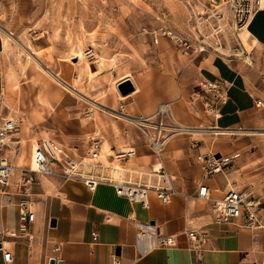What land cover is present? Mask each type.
Returning a JSON list of instances; mask_svg holds the SVG:
<instances>
[{
    "label": "crops",
    "instance_id": "0c3cea01",
    "mask_svg": "<svg viewBox=\"0 0 264 264\" xmlns=\"http://www.w3.org/2000/svg\"><path fill=\"white\" fill-rule=\"evenodd\" d=\"M245 30L246 39L251 44L250 50L247 52L242 48V53H239L241 56L235 58L220 57L222 64H219V69L216 68L215 75L225 80L220 82L221 87L228 90V99H219L222 101L220 105L214 104V98L209 93L194 91L188 86L177 87L176 76L171 74L167 59L164 61L163 73L169 86L155 102H167L169 110L163 121L175 124L180 131H170L163 138L158 159L149 146V151L145 148L146 143L144 137H139L140 133L110 138L113 154L120 150L117 146L121 144L133 148L134 154L131 156L134 158L137 150V165L143 170H150L156 160L161 162L174 192L168 200L161 201L153 194L149 196V206L143 208L117 196L110 183L100 182L93 190H89L80 180L62 176L58 168L48 175L36 174L26 195L19 191L15 182L7 186L0 185V264H49L50 260H54V264L259 262L264 250L262 196L238 187L234 170L226 169L207 175L201 161V157L210 155L218 158L239 153L240 156L255 143V137L251 134L254 132L241 130H258L260 128L256 125L264 120V105L257 107L254 104L256 99L264 104V0ZM164 57H167L165 53ZM137 68L133 66V61L122 63L119 67H109L105 72L108 81L104 87L107 88L115 79L119 81L129 70L138 78L141 88L146 77L138 76ZM210 70L206 71L210 73ZM134 84L133 90L121 97L117 104L123 113L138 117L143 116V113L134 103L140 102L143 97L139 93V86ZM234 85L236 89L233 90L231 86ZM1 90L0 73V119H3L7 111L1 103ZM114 101L115 97L107 94L106 102L111 108ZM210 101L212 103L208 106ZM114 123L121 126L117 120ZM126 129L137 133L131 127ZM212 129L224 131L217 134ZM228 132H246L248 135H229ZM97 141L99 151L101 144ZM20 147L19 140L8 139L6 156L12 166L11 152L14 154ZM25 147L26 144L22 145V148ZM74 149L77 151L78 148ZM141 152L145 154L144 158H141ZM97 167L92 170L95 175L100 172L108 176L111 172L101 164ZM136 178L141 183H155L154 175ZM200 185H205L213 198H220L231 189H244L249 196L259 198L262 208L257 210L256 215L261 226H246L240 218L214 223L210 203L196 198ZM22 200L34 214L33 221L27 224L24 233L20 231L19 220ZM186 229L205 232L207 239L200 250L189 248L184 233ZM92 232L98 235L94 242L90 236ZM158 234L173 235L175 244L166 247L157 245ZM4 250L11 255L8 262L3 260Z\"/></svg>",
    "mask_w": 264,
    "mask_h": 264
},
{
    "label": "rangeland",
    "instance_id": "374dc122",
    "mask_svg": "<svg viewBox=\"0 0 264 264\" xmlns=\"http://www.w3.org/2000/svg\"><path fill=\"white\" fill-rule=\"evenodd\" d=\"M220 1L216 0L218 3ZM51 4L59 6L50 10ZM223 4L221 8H216L208 0H0L1 103L7 111L4 117L16 123V129L8 139L19 140L21 146L14 154L11 152L14 169L8 185L17 182L20 168L29 166L33 139L37 143L41 139H51L79 158H87V146L91 140L98 139L101 145L107 140L110 147V138L140 133L139 137H144L148 150L150 138L146 135L153 136L155 129H146L144 125L140 127L139 122L131 123L119 117L123 111L118 107L121 96L114 85L118 79L105 88L104 84L108 81L106 70L133 61V66L138 67V76L146 77L143 86L140 88L138 78L129 70L124 75L131 77L139 86L143 99L134 105L142 111L143 116L126 115L158 122L161 115L155 112L159 105L167 103L155 102L169 86L163 73L166 59L171 74L176 76L177 87L188 86L200 92L199 85L203 80L225 82L215 75L219 64H222L220 57L235 58L241 56L242 48L247 52L250 50V41L243 32L245 29L239 33L230 31L229 7ZM253 5L257 4L254 2ZM216 11L222 16L224 14L225 18V21L222 20L225 27L217 35L213 30L217 21L212 16ZM7 33H11V36ZM215 40L219 41L218 45L214 44ZM202 46L203 50L200 49ZM30 49L38 54V61L42 65L61 75L75 92L62 86L64 103L58 107L51 100L39 110L40 116L36 122L30 119V107L37 98L35 90L39 83L29 59ZM77 50L81 51L79 57L74 56ZM68 67L72 69L69 71ZM207 69H211V72L208 73ZM221 91L223 99L227 100L228 90L221 87ZM77 93L86 96L89 101ZM107 94L115 97L112 108L106 102ZM221 102L214 98V104L220 105ZM110 110L118 113H109ZM214 113L218 115V112ZM114 120L121 122V126L116 125ZM262 121L256 125L257 128H264ZM129 127L137 133L126 129ZM142 128L146 129L145 134L141 132ZM168 133L167 130L161 131V136L165 137ZM228 133L248 135L246 132ZM251 134L255 137V143L233 158V168L228 170H234L238 187L262 196L264 203V134ZM25 144L26 147L22 148ZM125 147L129 148L130 145ZM74 148H78V152L87 149L78 153ZM106 153L103 150L99 152V161L108 166L106 168L111 171L108 176L134 181L138 174L131 168L139 169L142 176H149L146 174L148 169L143 170L137 165V150L136 158L131 155L115 157L122 153L120 150L114 154ZM142 157L145 154L141 152ZM116 161L124 169L121 174L110 168Z\"/></svg>",
    "mask_w": 264,
    "mask_h": 264
},
{
    "label": "built area",
    "instance_id": "2783aa9c",
    "mask_svg": "<svg viewBox=\"0 0 264 264\" xmlns=\"http://www.w3.org/2000/svg\"><path fill=\"white\" fill-rule=\"evenodd\" d=\"M214 7H220L221 5H228L229 9V29L232 33H239L243 31L255 10L258 8L259 0H221L219 3L216 0H208ZM254 2L257 4L254 6ZM221 11V9H220ZM223 14V13H222ZM213 17L216 19L215 32L218 34L222 32V20L225 21L223 16L219 12H213ZM238 35V34H237ZM236 35V36H237ZM219 41L215 40L214 44L218 45ZM201 49V48H200ZM203 50V46L202 49ZM216 51V50H215ZM120 82V81H118ZM200 91L203 93L211 94V97L217 99H223L221 86L218 81L215 80H203L200 83ZM207 101V99H203ZM224 100V99H223ZM212 102H209L211 104ZM255 106H263V102L260 99L254 101ZM163 105V107H161ZM168 104L163 103L158 106L155 114H160L161 117L158 122L154 123L146 118L140 119V127L142 125L145 128H154L156 133L153 136L146 135L150 138L148 144L149 149L153 155L157 158L162 149L163 136L161 131H180L177 126H170L164 123L163 117L168 113ZM114 113H118L115 112ZM121 115V113H119ZM123 114V113H122ZM124 116H127L123 114ZM144 122L152 123V126H147ZM16 129V123L11 119L3 118L0 119V185L7 186L8 179L13 172L14 166H12L6 156L8 149V137ZM146 129L142 128L143 134L146 133ZM97 139L91 140L87 149L88 157L79 158L75 153L67 151L61 144H56L51 139H41L38 142V146L30 152V162H34L36 165L35 169H31L30 166L22 167L19 170V176L17 179L16 186L19 191L26 195L29 192L30 185L35 181L36 174L48 175L51 174L54 169H59L61 175L65 178L78 179L80 180L89 190H93L98 183L107 182L114 186V190L117 196L127 199L129 202L137 203L143 208L149 206V194L152 190L157 199L166 201L174 193L168 175L165 173L162 166L158 169H153L152 172L155 176V183H141L138 179L134 181L130 180H119L109 176L102 175L101 173L93 174L92 170L100 165L99 163V151H98ZM132 152H122L118 154V157H128ZM239 153H234L227 157H214V155L201 157L203 163L204 172L207 175L222 172L231 167L232 159L237 157ZM158 159V158H157ZM84 160L88 163L89 167L84 168ZM159 161V160H157ZM156 161V162H157ZM160 162V161H159ZM141 177L142 174L137 177ZM196 198L200 201H207L211 205L212 210V221L214 223H225L234 219H242L243 224L249 227L261 226L256 212L262 208V202L259 198L249 196L248 191L244 189H231L228 190L220 198H213L210 195L209 189L205 185H200L197 189ZM19 208V220H20V231L24 233L28 223L34 219V214L29 210L25 200L20 201ZM264 207V206H263ZM184 233L189 243V248L192 250H200L201 245L206 241L207 236L205 232L197 231L195 229H186ZM14 236V233H11ZM30 237V235H27ZM91 240L94 242L97 239V233H91ZM156 244L162 247L172 246L175 244L173 235L158 234L156 236ZM11 255L9 251H3V260L5 262L10 261ZM250 264H264V250L262 259L259 262L252 261Z\"/></svg>",
    "mask_w": 264,
    "mask_h": 264
},
{
    "label": "bare ground",
    "instance_id": "6f19581e",
    "mask_svg": "<svg viewBox=\"0 0 264 264\" xmlns=\"http://www.w3.org/2000/svg\"><path fill=\"white\" fill-rule=\"evenodd\" d=\"M263 1V0H262ZM261 1V3H262ZM59 5L58 4H51L49 5V9L50 10H54L55 8H57ZM223 6V5H221ZM221 6L219 8H221ZM222 11V9H221ZM256 11V10H255ZM255 13V12H254ZM200 24V23H199ZM225 27V26H224ZM246 29V28H245ZM214 32H215V29L213 28ZM212 30V31H213ZM246 31V30H245ZM243 31V32H245ZM8 35L11 36V33H7ZM246 35V33H245ZM238 37V35H237ZM202 49V48H201ZM28 53H29V59L30 61L33 63L32 65V69L34 71V74L36 76V79L39 83L38 85V89H34L36 92H37V98H33L34 100L32 101L31 103V107H30V119L34 122L38 121L39 119V110L42 109V108H45L46 104H48L51 100H54L56 103H57V106H61L64 102H63V99H62V90H61V87H66L67 89H69L70 91H72L73 93L74 92V88L73 86H68L65 81L62 79V76L59 75V74H56V73H53L49 68L48 66H44L42 65L39 61H38V54L30 49L28 50ZM76 54L74 56H77L79 57L81 55V51H78L75 52ZM30 62V63H31ZM72 69V67H68V70L70 71ZM67 73V72H66ZM129 80L132 84H134V80L127 76V75H123L119 78L120 82L123 81V80ZM209 81H211L210 79H207ZM120 82H117L115 81L114 85L117 87L118 83ZM135 85V84H134ZM133 85V86H134ZM231 88L234 90L236 89V86H231ZM136 89V86L135 88ZM77 95L81 96L83 99L89 101L87 98L83 97L82 95H80L79 93H77ZM126 94H121L120 93V96L121 97H124ZM163 107V105L161 106ZM109 113H112V114H115L113 111H108ZM124 114V113H123ZM122 113L121 115H119V117L121 119H124L126 121H129L131 123H134V122H139L140 119L138 118H134V117H130V116H124ZM126 115V114H125ZM145 125L147 126H152V123L150 122H144ZM81 128H83V126H81ZM180 129V128H179ZM181 129H183L181 127ZM215 133H219V132H222L224 130L222 129H212ZM241 131H246V132H257V133H260V134H264V128H260L259 130H241ZM38 146V143L33 139L32 140V143H31V150L35 149L36 147ZM120 147V151L123 152V151H128V152H132L133 151V148L129 147H125L123 144L119 145ZM109 142L106 140L100 147L99 151L102 152L105 151L107 152L106 154H108V152H111V149L109 150ZM30 150V151H31ZM115 157H118V155H116ZM157 161V160H156ZM99 163L101 164V162L99 161ZM108 163V162H107ZM102 165V164H101ZM29 166L31 169H35L36 168V165L34 162H29ZM103 167H108L106 165H102ZM154 166V167H153ZM160 166H162L161 162L157 161L155 162L153 165H152V168L153 169H158ZM86 167H89L88 163L84 160V168ZM110 167V166H109ZM111 170L114 171V172H117V174H121L120 172L124 169L121 168L120 165H118L117 161L111 165ZM152 168L150 170H147L146 171V174H148L149 176L147 178H150L151 176L154 175V173L152 172ZM131 170L135 171L138 175L142 174V172L140 173V170L139 169H133L131 168ZM140 173V174H139ZM110 177V176H109ZM149 196L153 195L154 192L152 190H150L148 192Z\"/></svg>",
    "mask_w": 264,
    "mask_h": 264
},
{
    "label": "water",
    "instance_id": "95a60500",
    "mask_svg": "<svg viewBox=\"0 0 264 264\" xmlns=\"http://www.w3.org/2000/svg\"><path fill=\"white\" fill-rule=\"evenodd\" d=\"M117 88L121 94H127L133 90V84L126 79L118 83ZM51 224L53 225L54 221H52ZM49 264H54V260H50Z\"/></svg>",
    "mask_w": 264,
    "mask_h": 264
}]
</instances>
